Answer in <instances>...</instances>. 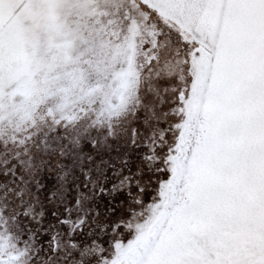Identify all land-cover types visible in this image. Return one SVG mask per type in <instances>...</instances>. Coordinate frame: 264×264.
<instances>
[{"label": "snow or ice", "instance_id": "1", "mask_svg": "<svg viewBox=\"0 0 264 264\" xmlns=\"http://www.w3.org/2000/svg\"><path fill=\"white\" fill-rule=\"evenodd\" d=\"M0 264H264V0H0Z\"/></svg>", "mask_w": 264, "mask_h": 264}]
</instances>
